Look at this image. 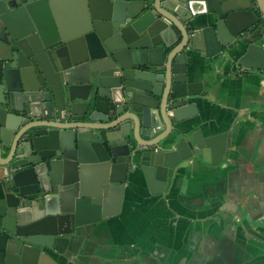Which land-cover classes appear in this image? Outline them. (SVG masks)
I'll return each instance as SVG.
<instances>
[{"label":"water","instance_id":"water-1","mask_svg":"<svg viewBox=\"0 0 264 264\" xmlns=\"http://www.w3.org/2000/svg\"><path fill=\"white\" fill-rule=\"evenodd\" d=\"M201 64L264 84V0H0V264L72 257L131 176L158 195L219 164Z\"/></svg>","mask_w":264,"mask_h":264},{"label":"crops","instance_id":"crops-1","mask_svg":"<svg viewBox=\"0 0 264 264\" xmlns=\"http://www.w3.org/2000/svg\"><path fill=\"white\" fill-rule=\"evenodd\" d=\"M196 69L206 96L194 120L228 134L222 161L186 163L158 195L131 176L118 213L81 228L72 257L54 254L60 264H264V84L231 64Z\"/></svg>","mask_w":264,"mask_h":264}]
</instances>
